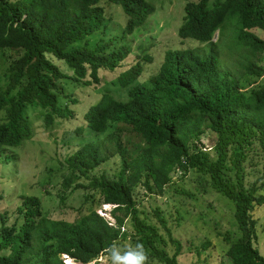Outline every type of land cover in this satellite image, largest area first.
Returning a JSON list of instances; mask_svg holds the SVG:
<instances>
[{"label": "trees", "instance_id": "16d2710c", "mask_svg": "<svg viewBox=\"0 0 264 264\" xmlns=\"http://www.w3.org/2000/svg\"><path fill=\"white\" fill-rule=\"evenodd\" d=\"M184 1L177 36L208 44L209 49L167 50L158 71L145 83L138 82L142 66L136 63L111 82L125 98L116 99L113 90L93 93L96 99L75 125L68 120L77 118L74 109L80 102L67 93L65 84L88 90L103 79L101 72L121 67L130 53L119 45L142 27L153 5L146 0H0V156L33 138L36 120L47 132L57 123H72L77 135L84 128L104 134L115 126L105 140L87 143L64 160L63 192L91 189L100 197L96 207L90 205L75 222H67L44 215L38 198L24 197L15 222L0 228V264H64L61 255L88 264L112 242L128 237L121 233L126 218L132 221L134 244L143 243L162 264H178L179 244L169 237L175 246L169 256L156 225L141 217L134 195L138 185L148 194L163 193L177 168L179 175L194 170L206 176L210 187L234 205L240 237L227 248L224 264H264V256L253 246L252 219L255 206L264 204V84L242 91L257 83L264 66L246 61L239 66L241 75L232 78L220 72L212 43L214 34L223 35V25L231 21L229 49H244L251 57L264 54V40L251 32H264V0ZM101 2L124 14L120 36L104 45L77 47L103 26ZM124 128L143 143L133 157L121 143ZM206 131L216 138L214 159L201 151ZM113 156L120 158L116 179L101 175L81 184ZM255 170L260 176L249 183L245 176ZM100 205L114 206V227L97 214ZM156 218L165 224L157 213Z\"/></svg>", "mask_w": 264, "mask_h": 264}, {"label": "rangeland", "instance_id": "374dc122", "mask_svg": "<svg viewBox=\"0 0 264 264\" xmlns=\"http://www.w3.org/2000/svg\"><path fill=\"white\" fill-rule=\"evenodd\" d=\"M146 1L153 5L154 12L141 28L127 36L119 45L127 46L130 53L121 63V67L114 73L101 72L99 77H103V79L95 87L88 86V90H77L76 87L69 84V81L65 84L67 93L77 96L80 102L74 109V116L77 118L68 121L75 125L80 123L78 117L96 99V95L93 93L99 95L113 90L114 97L123 100L124 94L120 93L125 92L118 91L116 93L111 82L116 83L117 77L136 63L142 66V74L139 76L138 82L145 83L153 73L158 71L167 50L182 48L205 53L209 49L208 44H199L188 39L182 41L177 36L184 16V0ZM101 6L104 8L105 17L103 26L86 42L85 40L81 41L77 47H82L84 44L89 47L98 44L104 45L109 41H115L116 37L120 36L125 23V16L121 9L107 2H101ZM231 26V21H226L222 27L223 35L215 33L212 43L217 47L220 72L232 78H238L242 73L239 66L244 65L246 61L264 66V54L251 57L244 49L232 52L229 49L232 43L230 39ZM251 32L264 40V32L257 29ZM75 47L76 45L72 48ZM145 58H149V60H145ZM58 62L55 61L64 73L72 75L66 66ZM245 79L252 80L248 77ZM263 84L264 75L257 80L255 85L242 91L257 89ZM32 126L33 138L25 141L21 147L10 149L0 156V228L15 222L17 209L22 204L24 197L38 198L44 215L50 219L67 222H75L85 214L87 207L90 205L96 207L100 199L97 193L91 189L63 192L61 182L67 172L64 160L87 143H98L105 140L115 126L104 134H96L84 128L80 135L74 133L72 123H57L51 132H47L42 121L39 120L34 121ZM215 140V135L208 131L200 140L201 151L207 152L211 159H214L212 147ZM121 143L128 149L131 157L135 156L143 147V143L131 133L129 128H124ZM110 145L112 146L113 143ZM119 170L120 158L113 156L89 174L88 179H82L80 182L83 185H88L90 178H98L101 175L108 179H116ZM180 172L181 170L177 168L171 173V182L161 194H148L143 186L138 185L134 191L136 207L140 211L141 217L148 218L151 223L156 225L158 232L166 242V252L169 256L175 250L169 237L179 244L178 264H224L223 256L227 248L240 237L234 218V205L210 187L204 180L207 178L206 176L194 170H189L185 175H179ZM248 172H246L245 178L249 183L260 176L256 170L255 173ZM62 195L65 197L63 203ZM111 209L110 205H100L99 208H96V212L106 220H113L110 215ZM156 213L164 221V225L156 218ZM252 219L255 221L256 231L253 246L264 256V204L255 206ZM124 222L125 225L121 229V233H126L128 237L126 239L118 238L116 242L122 245L129 242L134 244L130 238L134 234L132 221L130 218H126ZM167 231L170 232L169 235ZM69 259V257L66 259L67 264H69ZM149 259L151 264H162L150 255ZM88 264H110V261L104 253Z\"/></svg>", "mask_w": 264, "mask_h": 264}, {"label": "clouds", "instance_id": "9594fccd", "mask_svg": "<svg viewBox=\"0 0 264 264\" xmlns=\"http://www.w3.org/2000/svg\"><path fill=\"white\" fill-rule=\"evenodd\" d=\"M110 207L114 208L112 205H110ZM104 252L107 259L110 261V264H151L148 251L141 242L135 244L129 242L122 245L114 241L104 249Z\"/></svg>", "mask_w": 264, "mask_h": 264}, {"label": "built area", "instance_id": "2783aa9c", "mask_svg": "<svg viewBox=\"0 0 264 264\" xmlns=\"http://www.w3.org/2000/svg\"><path fill=\"white\" fill-rule=\"evenodd\" d=\"M107 224H108L109 227H114V225H115L114 221L111 220V219L107 220ZM61 259H62V262L66 263V259H68V256L61 255Z\"/></svg>", "mask_w": 264, "mask_h": 264}, {"label": "bare ground", "instance_id": "6f19581e", "mask_svg": "<svg viewBox=\"0 0 264 264\" xmlns=\"http://www.w3.org/2000/svg\"><path fill=\"white\" fill-rule=\"evenodd\" d=\"M68 263L69 264H80V263H77V262L72 261V259H69V262Z\"/></svg>", "mask_w": 264, "mask_h": 264}]
</instances>
